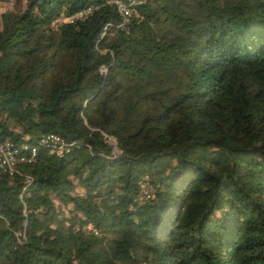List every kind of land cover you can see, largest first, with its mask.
I'll use <instances>...</instances> for the list:
<instances>
[{
  "label": "trees",
  "instance_id": "1",
  "mask_svg": "<svg viewBox=\"0 0 264 264\" xmlns=\"http://www.w3.org/2000/svg\"><path fill=\"white\" fill-rule=\"evenodd\" d=\"M12 1L0 138L71 148L0 169V264H264V0Z\"/></svg>",
  "mask_w": 264,
  "mask_h": 264
},
{
  "label": "built area",
  "instance_id": "2",
  "mask_svg": "<svg viewBox=\"0 0 264 264\" xmlns=\"http://www.w3.org/2000/svg\"><path fill=\"white\" fill-rule=\"evenodd\" d=\"M109 3L116 5L121 16V23L119 24L121 27L128 23L131 15L136 14L135 0H129L127 3L121 0H110ZM92 10V7H88L71 16H60L57 20L64 23H71L76 19L82 20L91 14ZM41 147H47L50 153L57 156L68 153L71 148L64 138L53 133L42 135L34 145H29L26 142L17 145L9 138H0V169L9 175H13L17 172L19 164L33 161ZM82 229L96 233L92 225H87Z\"/></svg>",
  "mask_w": 264,
  "mask_h": 264
},
{
  "label": "rangeland",
  "instance_id": "3",
  "mask_svg": "<svg viewBox=\"0 0 264 264\" xmlns=\"http://www.w3.org/2000/svg\"><path fill=\"white\" fill-rule=\"evenodd\" d=\"M13 1H3V0H0V14L7 10L8 8L11 7ZM57 23H60V21H58L57 19L53 22V24H57ZM144 182L141 183V198L145 199V198H148L149 195H151L152 193V188L151 186L148 184V182L146 181L147 178L145 177L144 178ZM78 192H82L81 189L78 190Z\"/></svg>",
  "mask_w": 264,
  "mask_h": 264
}]
</instances>
